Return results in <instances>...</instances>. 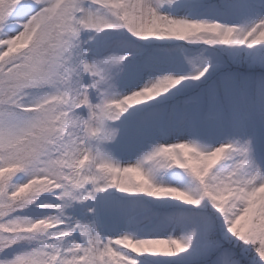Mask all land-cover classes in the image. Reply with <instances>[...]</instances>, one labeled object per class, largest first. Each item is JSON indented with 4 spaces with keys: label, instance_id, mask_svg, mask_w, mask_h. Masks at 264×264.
Segmentation results:
<instances>
[{
    "label": "snow or ice",
    "instance_id": "1",
    "mask_svg": "<svg viewBox=\"0 0 264 264\" xmlns=\"http://www.w3.org/2000/svg\"><path fill=\"white\" fill-rule=\"evenodd\" d=\"M0 264H264V0H0Z\"/></svg>",
    "mask_w": 264,
    "mask_h": 264
}]
</instances>
